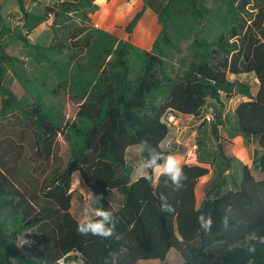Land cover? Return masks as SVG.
Returning <instances> with one entry per match:
<instances>
[{"label": "trees", "instance_id": "16d2710c", "mask_svg": "<svg viewBox=\"0 0 264 264\" xmlns=\"http://www.w3.org/2000/svg\"><path fill=\"white\" fill-rule=\"evenodd\" d=\"M16 1L17 16H5L0 2V264H174L172 251L181 256L177 264H264V247L254 255L229 251L249 231L264 234V179L226 153L231 142L220 133L230 123L226 101L240 96L225 132L257 143L252 165L264 173V0H141L123 28L127 38L94 23L98 0L32 9ZM147 7L160 26L148 50L130 36ZM44 24L47 35L34 38ZM250 73L258 80L255 94L229 79ZM207 105L216 154L183 163L179 191L166 177L133 180L128 150L147 140L173 154L163 147L173 127L168 117H200ZM28 135L32 156L47 167L58 139L67 145L64 165L42 186L24 151ZM210 167L197 205L196 186ZM76 175L113 211L115 236L78 233ZM112 190L122 196L119 208L107 200ZM161 194L174 212L161 211ZM227 205L234 214L224 231ZM202 212L213 217L209 235L198 224ZM29 230L36 241L25 251L17 244Z\"/></svg>", "mask_w": 264, "mask_h": 264}, {"label": "rangeland", "instance_id": "374dc122", "mask_svg": "<svg viewBox=\"0 0 264 264\" xmlns=\"http://www.w3.org/2000/svg\"><path fill=\"white\" fill-rule=\"evenodd\" d=\"M58 0H27V7L29 9H32L34 6L43 7L47 4H52L53 2ZM108 3V7H106V11L103 9H100L96 14H94V23L95 21H105L109 22V20L113 17L117 16L118 18L113 22L116 25V29L118 32V36H126L125 32H122L120 30L122 28V24L125 23L128 18H131L135 14V12L140 8V6H136L134 3V0H107L105 2V5ZM104 11V12H103ZM18 12V11H17ZM17 12H13L9 9H5L3 13L5 16H17ZM152 9L150 7H147L145 10V16H144V22L143 24L146 25L144 27H141L136 31V33L133 35L137 42H142L147 39V37H151L155 34L156 29V23L154 17L156 16L155 13H153ZM119 19V20H118ZM47 24L42 25L40 28L36 30L33 37H45L47 34ZM143 28H148L151 30V34L146 36V33L143 31ZM186 45L183 46V54L180 55L178 58L183 57V55L186 54L185 51ZM8 51L10 54H17L18 53V47L10 46L8 48ZM177 63V59H176ZM179 66V63H177ZM230 80H240L242 82H245L251 86L252 92L255 94L258 90V80L255 77L253 73L250 74H244L240 76H234L229 75ZM241 97L235 96L231 100L226 101L225 109H224V115L227 116L229 120V124L227 125L226 129H223L220 131L221 136L225 139H228L231 143L226 144V153L230 154L231 156H235L238 158L243 164H247L251 167L253 175L257 179H264V173H261L254 169L252 165V159L254 155V151L257 148V143L246 141L241 136H236L233 139H231L225 130L227 128H230V126L233 124V111L236 107V105L240 102ZM212 103V101H210ZM212 117V110L210 108V105H207L204 107V110L202 112V115L200 117H193V116H187V115H180L178 118H175L174 116L168 117L169 121L173 124L172 130L168 138L163 142V147L165 149H176V151L173 153L177 157L180 158L182 164H195L196 160L193 161L190 159V156L192 154L203 155L208 157L209 155L216 154L217 150V142L214 139V137L211 135L207 122L209 121V118ZM12 138H14L17 141V137L13 134L11 135ZM26 145V151L29 154V160L31 163V172L33 175L36 176V178L40 181L41 186L45 184L46 178H49L51 174L54 171L59 170L65 163L67 158V145L65 142H63L60 138L55 144L54 153L50 159L48 167L39 159H37L35 156H32V150H33V139L31 135H28L26 137V140L24 141ZM136 149V146L133 147ZM127 159L129 163L133 166V174L132 179L137 178L138 176H141L139 173L136 172V164L139 159L137 152L132 153V151H128L127 153ZM213 176V169L210 167V173L201 178L199 180V184L204 186L210 181V179ZM73 189V183L71 186V190ZM202 189V195L200 199L204 198V191ZM90 193L94 197H100L101 195L95 191H89L84 188H82L81 196H78L73 198V212L76 215L77 219L80 220L82 216L83 209L86 206L91 205L92 207H100V201H96L91 199ZM122 196L116 191L112 190L109 191L108 199L111 205L114 208H119L122 203ZM36 241L34 232L32 230L27 231L18 241V244L21 248H23L25 251L28 250L31 244H33ZM170 260L172 263L177 264L181 261V256L178 252L172 251L170 254ZM68 264H82L81 261L74 260L73 262H68Z\"/></svg>", "mask_w": 264, "mask_h": 264}, {"label": "clouds", "instance_id": "9594fccd", "mask_svg": "<svg viewBox=\"0 0 264 264\" xmlns=\"http://www.w3.org/2000/svg\"><path fill=\"white\" fill-rule=\"evenodd\" d=\"M136 149L139 159L135 170L144 180L152 182L155 178L166 177L173 191H179L183 187V181L186 177L179 157L158 151L147 140L139 141ZM90 197L93 200L100 201V197H94L91 193ZM160 199L162 212L170 213L175 211L174 207L168 203L166 196L161 194ZM233 214L232 205H227L223 208L221 226L224 231L229 230ZM197 220L200 230L205 235H209L214 223L212 215L202 212L197 217ZM77 231L82 236L92 235L103 238L115 236L116 219L113 211L109 207L106 208L102 205L100 207L86 206L83 209L81 219L77 223ZM258 247H264V234H260L258 230H252L246 233L241 240L230 244L229 251L239 248L254 255Z\"/></svg>", "mask_w": 264, "mask_h": 264}, {"label": "crops", "instance_id": "0c3cea01", "mask_svg": "<svg viewBox=\"0 0 264 264\" xmlns=\"http://www.w3.org/2000/svg\"><path fill=\"white\" fill-rule=\"evenodd\" d=\"M107 0H98V4H99V7H100V9H104L105 11H106V7H108V3L105 5V2H106ZM0 2H1V4H2V7H3V11L5 10V9H9V10H11V11H13V12H17L18 10V4H17V1L16 0H0ZM134 3L136 4V6H140V8L138 9V10H140L141 8H142V1L141 0H134ZM99 9V10H100ZM137 10V11H138ZM136 11V12H137ZM98 12V11H97ZM104 12V11H103ZM135 12V13H136ZM145 12V11H144ZM96 14V13H95ZM145 14V13H144ZM143 14V16L141 17V19H140V21L138 22V24H137V26H136V28H135V30H134V32H133V34L132 35H130L131 36V40H132V42L135 44V45H137V46H139V47H141L142 49H146V50H148V49H150V47H151V43L153 42V40L155 39V37H156V35H157V33L159 32V30H160V26H159V24L157 23V18H156V16L154 17V19H155V23H156V29H155V34L153 35V36H151V37H147V39L146 40H144V41H142V42H137L136 41V39L134 38V34L136 33V31H138V29H140L141 27H144V26H146V25H144L143 24V22H144V15ZM93 17H94V15H93ZM133 16H131V18H132ZM118 17L116 16L115 17V19L112 17L110 20H109V22L107 21H105V23L104 22H101V21H95L96 22V25L97 26H99L100 28H102V29H104V30H106V31H108V32H111V33H114V34H118V32H117V29H116V25L114 24L117 20ZM131 18H128V20H130ZM94 19V18H93ZM115 20V22H113ZM119 20V19H118ZM128 20L125 22V23H123L122 24V28L120 29V30H122V32H124V26L127 24V22H128ZM143 31L146 33V36L147 35H150L151 34V30L150 29H148V28H143ZM120 37L121 38H127V34H126V36H122V35H120ZM132 151V153H136L137 152V149H134L133 147H131L128 151ZM128 153V152H127ZM76 177V180L73 182V189L72 190H77L78 192H80V193H82V188H83V186H82V184H81V182H80V179H79V177H78V175H76L75 176ZM139 177V176H138ZM137 177V178H138ZM136 179V178H135ZM135 179H133V180H135ZM156 179V178H155ZM202 189H203V186L202 185H200L199 184V182H198V184H197V186H196V198H197V205H199L201 202L200 201H202V198L200 199V197H201V195H202Z\"/></svg>", "mask_w": 264, "mask_h": 264}, {"label": "built area", "instance_id": "2783aa9c", "mask_svg": "<svg viewBox=\"0 0 264 264\" xmlns=\"http://www.w3.org/2000/svg\"><path fill=\"white\" fill-rule=\"evenodd\" d=\"M209 120H210V118H209ZM190 159L191 160H193V161H195L197 158H196V154L194 153V154H192L191 156H190Z\"/></svg>", "mask_w": 264, "mask_h": 264}]
</instances>
